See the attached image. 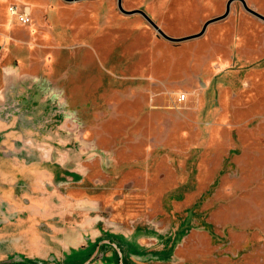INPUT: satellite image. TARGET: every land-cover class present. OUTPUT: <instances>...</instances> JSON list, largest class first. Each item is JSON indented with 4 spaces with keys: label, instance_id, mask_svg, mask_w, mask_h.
Instances as JSON below:
<instances>
[{
    "label": "rangeland",
    "instance_id": "1",
    "mask_svg": "<svg viewBox=\"0 0 264 264\" xmlns=\"http://www.w3.org/2000/svg\"><path fill=\"white\" fill-rule=\"evenodd\" d=\"M226 1L121 0L172 37ZM10 3L30 7L27 24ZM10 257L264 264V19L233 0L172 40L117 0H0Z\"/></svg>",
    "mask_w": 264,
    "mask_h": 264
},
{
    "label": "water",
    "instance_id": "2",
    "mask_svg": "<svg viewBox=\"0 0 264 264\" xmlns=\"http://www.w3.org/2000/svg\"><path fill=\"white\" fill-rule=\"evenodd\" d=\"M233 0H227L226 1V7H225V11L220 14V15H216V16H213V17H210L208 19H206L204 21V23L202 24V27L200 28L199 31L195 32V33H192V34H189V35H186V36H183V37H172V36H169L168 34H166L162 29L161 27L148 15V13L146 11H144L143 9H131V10H128V9H125L123 6H122V2L121 0H117V5L118 7L124 12V13H133V12H139L141 13L151 24L152 26L159 32L161 33L164 37L168 38V39H172V40H181V39H185V38H191V37H196L200 34H202L204 32V30L206 29L207 25L212 22V21H215L217 19H220L224 16H226L228 14V11H229V7H230V4ZM244 6V8L246 10H248L249 12L255 14L256 16L264 19V14L260 13L259 11L255 10L254 8L250 7L245 0H240ZM11 261H15L14 258L10 257L8 260L6 261H3L1 262V264H9V262Z\"/></svg>",
    "mask_w": 264,
    "mask_h": 264
},
{
    "label": "built area",
    "instance_id": "3",
    "mask_svg": "<svg viewBox=\"0 0 264 264\" xmlns=\"http://www.w3.org/2000/svg\"><path fill=\"white\" fill-rule=\"evenodd\" d=\"M9 14L15 17L21 24H27L30 20V7L27 4L10 3L8 5Z\"/></svg>",
    "mask_w": 264,
    "mask_h": 264
},
{
    "label": "flooded vegetation",
    "instance_id": "4",
    "mask_svg": "<svg viewBox=\"0 0 264 264\" xmlns=\"http://www.w3.org/2000/svg\"><path fill=\"white\" fill-rule=\"evenodd\" d=\"M114 246L117 247V244L115 242H113ZM118 252L119 254L121 253L120 249L118 248Z\"/></svg>",
    "mask_w": 264,
    "mask_h": 264
},
{
    "label": "trees",
    "instance_id": "5",
    "mask_svg": "<svg viewBox=\"0 0 264 264\" xmlns=\"http://www.w3.org/2000/svg\"><path fill=\"white\" fill-rule=\"evenodd\" d=\"M9 264H17V263H16V261H11V262H9ZM24 264H26V263H24Z\"/></svg>",
    "mask_w": 264,
    "mask_h": 264
}]
</instances>
